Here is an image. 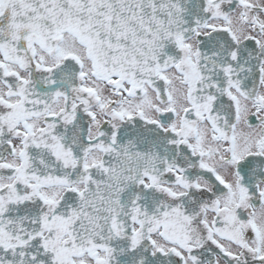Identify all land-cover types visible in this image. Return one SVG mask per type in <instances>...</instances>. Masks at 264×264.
Wrapping results in <instances>:
<instances>
[{
    "label": "snow or ice",
    "instance_id": "snow-or-ice-1",
    "mask_svg": "<svg viewBox=\"0 0 264 264\" xmlns=\"http://www.w3.org/2000/svg\"><path fill=\"white\" fill-rule=\"evenodd\" d=\"M0 264H264V0H0Z\"/></svg>",
    "mask_w": 264,
    "mask_h": 264
}]
</instances>
